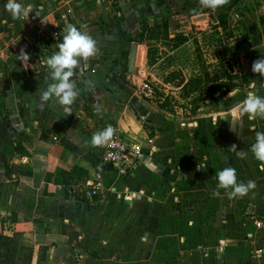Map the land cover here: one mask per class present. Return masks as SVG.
<instances>
[{"label": "crops", "instance_id": "0c3cea01", "mask_svg": "<svg viewBox=\"0 0 264 264\" xmlns=\"http://www.w3.org/2000/svg\"><path fill=\"white\" fill-rule=\"evenodd\" d=\"M6 3L0 0V234H19L33 250L31 264H264V162L251 151L264 117L242 111L249 93L264 97V76L252 71L264 58V0H224L215 10L200 0H23L33 10L16 20ZM184 14L199 33L210 23L224 38L206 65L249 76L195 114L191 103L171 112L143 95L146 74L137 64L148 53L136 38L141 24ZM69 25L97 49L70 78L77 91L70 115L56 98L43 107L40 99L52 83L47 59ZM169 37H181L169 54L191 62L197 36ZM177 71L181 89L201 77ZM112 124L142 146L127 174L102 163L106 145L91 144ZM225 168L251 182L246 195L218 186ZM98 175L104 190L92 196L87 182Z\"/></svg>", "mask_w": 264, "mask_h": 264}, {"label": "rangeland", "instance_id": "374dc122", "mask_svg": "<svg viewBox=\"0 0 264 264\" xmlns=\"http://www.w3.org/2000/svg\"><path fill=\"white\" fill-rule=\"evenodd\" d=\"M189 18L190 16L185 14L181 16L170 15L167 17V22L164 20L160 25L155 23L148 25L141 24L140 31L136 37L139 42L143 41L140 42L141 44H145L148 47L147 54L143 50L145 58L140 53L141 56L139 55L137 63L142 70V74H146V78L140 86L141 93L144 95L142 92L143 84H150L153 88V94L147 98L153 103L163 102L168 111L171 112L175 110L184 113L185 110L182 107H189L188 104H193L194 101L205 102L203 99L206 98V92L211 85L215 84L213 86H217L215 80H218L221 74L220 66L205 64L207 60H214L224 50L221 45L224 41L221 32L214 30V25L209 23L206 32L199 33L201 30H195L193 26H190ZM175 32H188L192 37L197 36L198 47L192 54V63L177 62L179 58L175 54H169L176 47L179 38H181L169 37V34ZM230 50L231 52L235 50L232 43H230ZM146 55H148L147 58ZM156 58H159L161 61L155 65L153 63L156 61ZM146 60L148 63L145 66ZM178 69L180 71L182 69L186 75L193 74L194 72L196 74L199 73L202 79H196L197 82L190 83L181 89L182 79L177 71ZM206 75L210 77L208 80L203 78ZM219 83L220 81L218 80ZM206 100L209 101V99ZM252 257H254L253 254Z\"/></svg>", "mask_w": 264, "mask_h": 264}, {"label": "clouds", "instance_id": "9594fccd", "mask_svg": "<svg viewBox=\"0 0 264 264\" xmlns=\"http://www.w3.org/2000/svg\"><path fill=\"white\" fill-rule=\"evenodd\" d=\"M200 2L204 7L215 10L224 3V0H200ZM4 7L14 20L29 17V14L33 10V5H25L23 0H7ZM3 22L7 23L6 20ZM58 47L59 51L47 59V67L50 72L52 83L41 94V107L44 106L45 102L54 97L60 105L66 107L70 115V106L77 96L74 83L70 78L73 76L74 69L77 67L80 59L86 60L88 57L95 55L97 51L96 42L91 36L78 30L77 27L69 25ZM22 55L25 59L27 58L26 54L22 53ZM252 71L264 76V58L257 59L253 62ZM242 111L248 113L250 118L256 116L264 117V97L258 96L255 93H249L243 101ZM112 136L113 129L109 126L103 131L94 133L91 144L93 146H103L107 144ZM235 147L236 146L233 145L232 148ZM251 151L258 161L264 162V133L257 132L256 143L252 145ZM238 154L242 157L245 155L243 151ZM217 179L219 181V187L232 189L229 192L231 197L237 195L243 197L247 194L248 188L251 187V182H249L247 186L238 182L236 170L232 168L221 170L218 173Z\"/></svg>", "mask_w": 264, "mask_h": 264}, {"label": "trees", "instance_id": "16d2710c", "mask_svg": "<svg viewBox=\"0 0 264 264\" xmlns=\"http://www.w3.org/2000/svg\"><path fill=\"white\" fill-rule=\"evenodd\" d=\"M227 35L231 37V32L228 31ZM180 41L181 38H179V42ZM220 68H221V74L218 77L220 83L218 84V80H215L217 86H213L215 84L210 86L209 90L206 92V98L203 99V101L209 99V102H211L212 104L215 103L217 104L219 100L231 89L235 87H243L245 84H249L248 75H240L238 73H235L232 67L230 66L227 67L224 64H221ZM203 78L208 80L210 77L209 75H206ZM196 79L201 80L202 78L198 77ZM196 79L190 80L189 82L184 84L183 88L190 83L192 84L194 82H197ZM218 91L220 93L218 95H215V93H217ZM201 104L202 103L197 101L193 102V108H192L193 114L196 113V110L200 107ZM160 107L164 109L166 108V105L162 103L160 104ZM42 259L43 256L39 258V263L41 262ZM32 260H33V250L23 245L21 236L19 234L15 235L14 237H8L0 234V264H31Z\"/></svg>", "mask_w": 264, "mask_h": 264}, {"label": "built area", "instance_id": "2783aa9c", "mask_svg": "<svg viewBox=\"0 0 264 264\" xmlns=\"http://www.w3.org/2000/svg\"><path fill=\"white\" fill-rule=\"evenodd\" d=\"M142 92L146 97H151L153 94V88L150 84L144 83L142 86ZM109 126L113 129V136L107 144H105L106 151L102 157V163L116 167L121 174H127L134 171L138 167L142 157V146L140 144L128 142L127 139L120 134L117 126L114 124L106 126L103 130ZM149 142L152 143L153 140L150 139ZM87 187H89V193L92 196L102 193L104 186L100 175L91 182H87ZM257 225L261 226L262 222L258 221Z\"/></svg>", "mask_w": 264, "mask_h": 264}, {"label": "water", "instance_id": "95a60500", "mask_svg": "<svg viewBox=\"0 0 264 264\" xmlns=\"http://www.w3.org/2000/svg\"><path fill=\"white\" fill-rule=\"evenodd\" d=\"M137 60V48L134 45L131 50L130 59H129V72L134 73L135 72V65Z\"/></svg>", "mask_w": 264, "mask_h": 264}]
</instances>
